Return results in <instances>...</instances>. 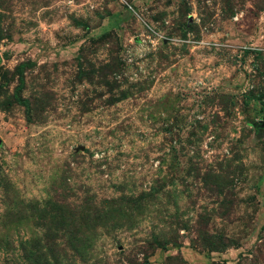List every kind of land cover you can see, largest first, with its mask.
I'll return each mask as SVG.
<instances>
[{
  "label": "rangeland",
  "instance_id": "374dc122",
  "mask_svg": "<svg viewBox=\"0 0 264 264\" xmlns=\"http://www.w3.org/2000/svg\"><path fill=\"white\" fill-rule=\"evenodd\" d=\"M0 264H264V0H0Z\"/></svg>",
  "mask_w": 264,
  "mask_h": 264
}]
</instances>
